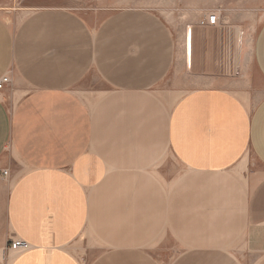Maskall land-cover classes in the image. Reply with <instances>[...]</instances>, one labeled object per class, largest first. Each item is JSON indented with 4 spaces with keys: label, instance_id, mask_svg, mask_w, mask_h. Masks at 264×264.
Wrapping results in <instances>:
<instances>
[{
    "label": "crops",
    "instance_id": "obj_1",
    "mask_svg": "<svg viewBox=\"0 0 264 264\" xmlns=\"http://www.w3.org/2000/svg\"><path fill=\"white\" fill-rule=\"evenodd\" d=\"M11 13L0 264L18 238L5 264H264V86L181 92L170 73H195L206 43L191 30L181 50L150 8ZM252 57L264 81V22Z\"/></svg>",
    "mask_w": 264,
    "mask_h": 264
},
{
    "label": "rangeland",
    "instance_id": "obj_2",
    "mask_svg": "<svg viewBox=\"0 0 264 264\" xmlns=\"http://www.w3.org/2000/svg\"><path fill=\"white\" fill-rule=\"evenodd\" d=\"M123 5L141 6L155 10L173 29L181 50H183L182 47H184L187 38L189 53L192 43L191 30L192 34L194 32V38L196 32L202 34L206 43V53L201 58L203 65L200 68L194 67L196 72L193 74L185 73V70L178 65L168 77V81L171 80L170 82L179 87L181 92L197 87L218 86L237 92L242 99L252 101L260 98V96L244 91V89L248 87L257 89L264 86V81L257 72L252 57L255 35L264 22V0L0 1V7L15 13L17 19L22 18L32 8L42 6L75 8L108 6L117 8ZM213 11L218 13L219 22L216 25H201L199 20ZM14 240L16 239H12L8 245V250L11 252L3 261L4 264L11 256H14L15 250L10 248V244Z\"/></svg>",
    "mask_w": 264,
    "mask_h": 264
},
{
    "label": "built area",
    "instance_id": "obj_3",
    "mask_svg": "<svg viewBox=\"0 0 264 264\" xmlns=\"http://www.w3.org/2000/svg\"><path fill=\"white\" fill-rule=\"evenodd\" d=\"M219 22V15L216 11H213L209 14H207L206 17L202 18L199 20V23L201 25H216ZM8 76H3L0 79V88H2V86L8 82ZM7 173L6 170H3V175H5ZM26 245V241H24L23 239H16L14 241H12V243L10 244V248L13 250H19L21 248H24Z\"/></svg>",
    "mask_w": 264,
    "mask_h": 264
}]
</instances>
